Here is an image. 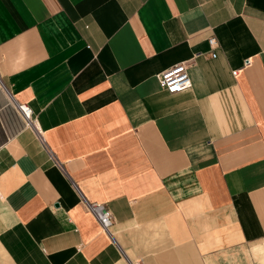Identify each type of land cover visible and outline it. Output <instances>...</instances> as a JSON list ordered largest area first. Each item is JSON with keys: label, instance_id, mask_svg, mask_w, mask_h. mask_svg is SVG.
<instances>
[{"label": "crops", "instance_id": "obj_1", "mask_svg": "<svg viewBox=\"0 0 264 264\" xmlns=\"http://www.w3.org/2000/svg\"><path fill=\"white\" fill-rule=\"evenodd\" d=\"M0 264H264V0H0Z\"/></svg>", "mask_w": 264, "mask_h": 264}, {"label": "built area", "instance_id": "obj_2", "mask_svg": "<svg viewBox=\"0 0 264 264\" xmlns=\"http://www.w3.org/2000/svg\"><path fill=\"white\" fill-rule=\"evenodd\" d=\"M207 44L211 49H214L217 45L216 39L213 36L208 37ZM213 56L214 54L211 53ZM185 63L174 64L161 72L156 76L159 86L168 94H174L187 89L190 86V78L186 70ZM18 111L20 112L24 125H30L31 110L26 104H16ZM81 202L85 209L96 220L97 224L102 231L109 235V226L111 224V217L105 206L99 202H90L81 197Z\"/></svg>", "mask_w": 264, "mask_h": 264}]
</instances>
